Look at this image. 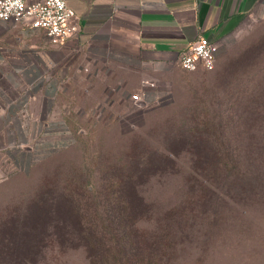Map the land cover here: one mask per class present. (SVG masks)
Returning <instances> with one entry per match:
<instances>
[{
	"label": "rangeland",
	"instance_id": "obj_1",
	"mask_svg": "<svg viewBox=\"0 0 264 264\" xmlns=\"http://www.w3.org/2000/svg\"><path fill=\"white\" fill-rule=\"evenodd\" d=\"M215 42L218 54L212 70L186 72L180 67L184 72L173 84L157 83L158 97L152 104L115 101L108 103L113 105L108 110L103 102L114 97L103 94L97 81L92 93H67L49 119L28 127L20 117L13 126L5 127L12 141L0 142V264H88L86 249L76 242L63 243L55 235L80 234L73 202H87V207L93 203L88 185L101 190L113 171L110 161L121 164L125 155L140 154L141 147L161 152L143 153L149 158L147 164L130 169L126 182L119 184L134 207V230L152 225L144 215L151 208L159 211L198 202L202 196L223 193L233 184V170L215 165V157L258 154L251 151L253 123L263 126L256 139L264 146V100L258 107V119L251 116V94L255 89L264 93V14L251 11ZM226 71L234 76L233 93L220 88L219 94L212 95L214 85L222 84L217 74ZM90 80L84 78L81 87L88 86ZM68 102H73V109H64ZM195 103L206 108L197 118L193 116L196 112L186 110ZM212 107L228 109L220 111L231 116L224 127L204 128V124L214 123L213 114L218 110ZM190 117L195 120L187 122ZM55 120L57 143L49 142L52 136H47ZM178 120L192 125L174 126ZM220 122L223 124L222 119ZM165 145L171 147L167 156H163ZM74 188L77 194L69 192ZM99 197L105 205L111 201ZM102 207L99 213L104 217L106 209L103 212ZM85 215L94 218L90 209ZM218 217L216 226L201 227L209 234H193L191 241H186L179 262L264 264V202L251 206L230 200Z\"/></svg>",
	"mask_w": 264,
	"mask_h": 264
},
{
	"label": "crops",
	"instance_id": "obj_2",
	"mask_svg": "<svg viewBox=\"0 0 264 264\" xmlns=\"http://www.w3.org/2000/svg\"><path fill=\"white\" fill-rule=\"evenodd\" d=\"M65 2L77 33L63 44L47 43L22 23L0 22V142L12 141L5 127L16 118L28 127L47 120L67 93H92L97 81L114 97L103 102L108 110L109 102L125 103L132 93L152 104L157 83L173 84L184 72L177 57L198 36L216 41L251 11L264 14V0ZM84 78L91 80L81 87ZM52 124L47 136L57 143L58 122Z\"/></svg>",
	"mask_w": 264,
	"mask_h": 264
},
{
	"label": "trees",
	"instance_id": "obj_3",
	"mask_svg": "<svg viewBox=\"0 0 264 264\" xmlns=\"http://www.w3.org/2000/svg\"><path fill=\"white\" fill-rule=\"evenodd\" d=\"M217 76L216 79H222V84L221 86L214 85V89L211 90L212 95L219 94L220 88L223 92L226 90L227 93L230 91L233 93L234 76L231 75V71L217 74ZM263 95L264 93L262 90L260 92L259 89H255L254 93L251 94V116L254 119H258L260 114L258 107L264 100ZM230 96L232 97V95ZM186 110L196 112V115L193 116L200 117L199 111L206 110V108L195 103L189 105ZM214 110H218L213 114L214 123H211L210 126L204 124V128L224 127L227 124V118H231L229 114L227 117L220 114V111L227 112L228 109L214 108ZM182 118L184 117L182 116ZM190 118L192 120L188 119L187 122L195 120L193 117ZM221 119L223 124L220 122ZM187 122L178 120L173 122V125L178 127L192 125L187 124ZM253 124H251V151L255 149L258 154L237 158L215 157V165L221 166L225 171L233 170V184L222 191L223 193L212 192L207 196H202L198 202H183L159 211H151V208L144 215L146 221L152 222V225L134 230V207L125 196L127 190L121 189L119 184L130 175L131 172L128 174L129 171H132L130 169L147 164L149 158L145 157L143 153L161 152L156 148L151 149L147 146L142 149L141 147L140 154L125 155L121 164L110 161V167L113 171L101 190L96 191L90 184L88 185L89 190L93 192V203L87 207V202L81 203L80 200L73 202V213L77 217L76 227L80 234L55 236L61 237L63 243L76 242L77 245L86 249L88 264H181L179 262L180 252L186 241H191L193 234L200 232V234H209L207 230H203L201 227L203 225L207 228L216 226L220 220L218 212L221 208L229 206L230 200H234L238 204L250 203L251 206L264 202V154L260 153L261 149L264 151V146L256 139L263 126ZM174 135L172 133V136ZM165 140L162 142L164 144L166 142L167 145ZM166 145L163 148L167 153L163 156L171 153V147ZM116 169L117 173H115ZM90 172L87 171L86 173L90 175ZM69 192L77 194L75 188ZM190 193L195 195L194 191ZM190 193H187L186 196ZM99 195L111 198L110 203L105 205L100 201ZM212 205L213 208L209 209ZM101 207L103 212L106 209L104 217L99 213ZM88 209L93 212V219H88L85 215V211L87 212ZM106 230L109 232H105ZM118 230H121L122 234H119Z\"/></svg>",
	"mask_w": 264,
	"mask_h": 264
},
{
	"label": "built area",
	"instance_id": "obj_4",
	"mask_svg": "<svg viewBox=\"0 0 264 264\" xmlns=\"http://www.w3.org/2000/svg\"><path fill=\"white\" fill-rule=\"evenodd\" d=\"M73 18L74 13L65 0H0V22L22 23L32 32L41 34L49 44H63L77 33ZM217 54V43L200 35L180 52L177 64L187 72L209 71L215 66ZM143 83L154 87L151 82ZM130 102L137 106L147 104L142 93H132ZM73 107V102H68L64 109Z\"/></svg>",
	"mask_w": 264,
	"mask_h": 264
}]
</instances>
